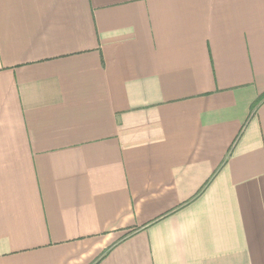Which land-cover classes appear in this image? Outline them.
<instances>
[{
	"label": "crops",
	"instance_id": "0c3cea01",
	"mask_svg": "<svg viewBox=\"0 0 264 264\" xmlns=\"http://www.w3.org/2000/svg\"><path fill=\"white\" fill-rule=\"evenodd\" d=\"M0 264H264V0H0Z\"/></svg>",
	"mask_w": 264,
	"mask_h": 264
}]
</instances>
